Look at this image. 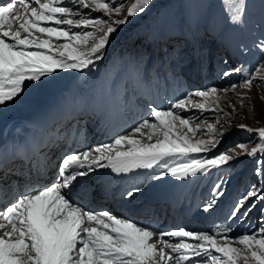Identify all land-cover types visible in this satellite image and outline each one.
<instances>
[{"label": "snow or ice", "instance_id": "snow-or-ice-1", "mask_svg": "<svg viewBox=\"0 0 264 264\" xmlns=\"http://www.w3.org/2000/svg\"><path fill=\"white\" fill-rule=\"evenodd\" d=\"M222 2L232 22L240 23L245 0ZM150 3L134 0L125 8L123 0H7L0 5V106L15 101L26 82H42L57 70L92 71L103 59L113 34ZM93 12H102L103 17L92 16ZM114 15L120 18L114 20ZM257 47L264 54V41ZM234 74L241 76L239 83L196 90L166 110L151 107V119L142 120L131 131L111 142L64 155L58 179L52 183H25L13 202L0 206V264H264V226L235 237L229 235L230 227L221 225L211 231H158L108 210L85 209L71 197L77 178L97 168H108L117 175L159 168L150 179L170 175L186 180L198 174L207 176L247 155L256 161L254 174L261 178V187L252 185L236 201L228 219L242 221L257 204L264 214V127L235 125V119L244 117L233 104L228 105L232 113L222 107L231 97L243 108L251 100L247 93L254 84L264 89V61L251 70L243 65L226 69L220 78L227 80ZM260 99L264 101V94ZM247 106L251 113L253 106ZM193 110L201 115H181ZM205 112L211 113V122L203 117ZM232 127L255 133V143L237 141L214 151ZM47 147L46 141L34 146L31 154L18 152L21 169L28 170L8 168L0 174V181L10 175L30 181L32 172L43 176L48 157L42 149ZM8 186L17 192L21 187L16 181ZM4 187L0 183V191ZM220 189V183L213 186L204 212L215 208L224 195ZM141 191L136 186L125 195L131 198Z\"/></svg>", "mask_w": 264, "mask_h": 264}, {"label": "rangeland", "instance_id": "rangeland-1", "mask_svg": "<svg viewBox=\"0 0 264 264\" xmlns=\"http://www.w3.org/2000/svg\"><path fill=\"white\" fill-rule=\"evenodd\" d=\"M123 2L125 4V8H127L134 2V0H123ZM84 11L88 12L89 10L85 9ZM91 15L94 17H103L102 12H93ZM230 15L231 14L225 8L222 0H151V3L143 12L138 13L134 17H129L128 22L125 25H121L120 30L113 34L114 38L106 47L103 59L96 62V66L93 70H96L98 66L103 64L106 57L110 54H112V57L107 62L110 65L116 64L117 60L120 59L118 57L120 55L119 51L122 50L124 46L132 44L131 42H136L137 47L145 49L148 47L146 44L150 42H154L156 44L159 38L167 41V39L174 40V38L177 37L180 39V46L183 45L187 47L190 44H194L196 50L198 49L199 51L200 49L203 52L199 51L200 58L203 61L206 60V64L203 63L201 65L204 66L202 74L206 79L207 85L212 84V86L224 87L230 82L239 83L241 80V76L239 74H234L227 80H222L220 76L226 69H233L243 65L251 70L254 66H258L262 61H264V54H262L257 47L261 41H264V0H245V10L242 14L240 23L232 22ZM119 18L120 17L115 15L112 17L114 20ZM138 24L139 28H135L134 25L136 26ZM189 29H193L194 31H190ZM127 31H130V35L128 34L129 36L124 39L123 37L126 35ZM188 31L192 35L193 39L196 38V40L189 42L188 45H185V43L188 42L187 38H189L187 35ZM183 34L187 38L183 37ZM118 42L122 43L116 46L115 49V45H117ZM173 43H175V40ZM195 48L191 47V51H184V47H180L179 49L167 48V54H162L161 56L152 58L156 66L160 64L159 77L153 79V81H156L158 86L163 87L165 85L164 72H168L169 75L171 73L173 78L176 79L177 87L190 82V80L186 78L187 75L183 77L184 81H182L181 78L177 77L176 72L177 69H182L184 73L188 74L193 69L195 65L193 63L194 60L192 55H195L196 53ZM145 51L146 50H142V56L139 54L137 58L139 59V62L136 63L137 69L143 67L142 65L147 63L149 52ZM212 56L216 59L214 70L210 69L209 63ZM174 60H180L179 64H176ZM225 61H227V63H225ZM217 64L221 66V69L218 68ZM183 66H189V68L183 69ZM78 73L79 72L74 70H57L52 77L42 78V82H26L24 91L18 98L15 99V101L8 102L6 105L0 106V125L5 119H10L18 114L25 113L23 112L25 107L32 110L39 102L40 104L45 101L47 103H53L50 105L51 107H44V109L39 113L41 115L44 114L43 116L46 115L45 113L49 114V112H60L65 103L71 101V95L73 94V91H71L70 93L72 94H69L67 98L62 100V93L64 92L63 89L70 87V79ZM84 74L86 73L84 72L82 74V78ZM98 76L99 75L93 76V78L98 81H100V79L102 80V76ZM82 78L77 79L75 84L78 85V87L84 88L86 87V84ZM62 84L63 86L59 89L56 96L60 98L59 104L55 103V99H46V97H49V95L56 92L55 88L57 86ZM206 87L209 86H205L204 89ZM194 91L196 90H192L191 92ZM262 94H264V89L258 88L254 84L251 91L247 93V95L251 97V100L245 102V107L241 108L239 103L231 97L222 102V107L224 108V111L232 113V109L228 107V105L233 104L237 108L238 115L244 117V119H235L233 121L235 125L242 123L246 124L250 128L258 129L260 127H264V101L260 99ZM39 98L40 100L37 101ZM248 103H251L253 106V111L251 113L248 110ZM39 110L40 108L35 111V113H38ZM181 115L199 116L201 114L193 110L191 112H182ZM203 117L207 118L209 122L213 119L210 112L203 113ZM26 118L27 113H25L24 117L16 118L14 122L19 119ZM11 123H13V121L9 122L8 125ZM8 125H6L4 130ZM249 140L255 143V133H248L244 130L232 127L229 128L228 135L225 136L223 143L214 151H222L224 147L237 141L247 142ZM213 154L214 153H207L206 155L211 156ZM255 168L256 161L249 158L247 155H242L239 159L231 161L229 165L223 166L220 169H213L207 176L198 174L197 177H190V180L196 185H201L203 190H205V194L210 195H212L213 186L220 183V190L224 192V195L217 200L219 201L226 195L229 186H234L237 181L244 179L246 185L242 184L239 188V192L236 191L235 193H238V195L232 196V201L234 202L229 206L233 207L236 201L243 196L252 185H256L257 188L260 189L261 178L254 174ZM144 175L145 174L143 172L138 173L136 170L130 173L128 178L132 181L142 180L144 182L147 179ZM167 176L171 177L170 175H165L160 180H154V182H157L154 183L153 186L159 185L162 179H165ZM152 180L153 179H149V181ZM169 184L173 185L174 183L168 180L164 182L160 188ZM142 187L143 185L140 188L142 189ZM93 188H95V186ZM142 191L144 192V188ZM156 193L157 192L154 191L153 194ZM126 198V196L123 197L124 200ZM160 199H162V197L153 200L149 199V201L157 202ZM252 199H254V197L249 198L248 202L250 203ZM262 204H264V202H262ZM224 208H214L210 212L220 214L221 217H224L229 215L230 212L223 210ZM260 208L261 204H257V207L253 209L242 221L235 220L238 222V224L235 225L236 232H239L240 234L245 231L253 233L258 232L259 229L264 226V214L261 213ZM130 211L127 210V213ZM200 224L201 223L197 222L196 224L190 225L189 228L198 226L204 228V225ZM180 226V223L173 224L174 229ZM195 229L192 231H196ZM186 230L190 229L186 228ZM206 231L211 230L207 229Z\"/></svg>", "mask_w": 264, "mask_h": 264}, {"label": "bare ground", "instance_id": "bare-ground-1", "mask_svg": "<svg viewBox=\"0 0 264 264\" xmlns=\"http://www.w3.org/2000/svg\"><path fill=\"white\" fill-rule=\"evenodd\" d=\"M129 32L130 31H127L126 34L128 35ZM100 81H101V79H100ZM62 86H63V84H62ZM70 105H71L70 102L65 103V105L62 107L60 112H49V114L45 113L46 114L45 116H43L44 114L43 115L39 114V118L36 119V122L41 120V125L39 126L40 131L43 130L44 125L46 123H48V121L50 122L54 119V117H58L59 114L62 115L63 113L67 112L68 109H66V108ZM105 111L108 112L109 114L112 113L111 108L106 109ZM69 113L71 114L72 110H69ZM23 120H25V119H19L18 121H15V122L13 121V123H11L10 125L7 124L8 126L3 132V135L5 136L6 140H9L12 136H15L16 130L18 128L17 126H19ZM49 170L52 171L53 169H49ZM138 171H140L138 173H142V172L144 173L145 172V170H143V169L138 170ZM145 176L147 177V179H150V176H148L146 174H145ZM124 177H126V181L134 182L137 186L140 185V187H141L143 185V184L141 185V183L143 182L142 180L132 181L131 179L128 178V175H126V174L117 175V174L113 173L108 168H99L93 174L89 172L88 175H86L84 177H78L77 178V181H75L76 191L73 187L71 190V197L78 205L84 207L85 209L95 210V211L108 210V211H111L112 213L116 214L117 216H120V215L127 213L125 211V208L128 207L126 209L128 211H130V210L131 211L127 214L129 216H132L133 218H135L136 219L135 222H137L139 224H143V225L151 227V228H154L155 224L153 222H151V220L146 218V216L144 217V215L146 213H148V211H146V210L151 205H154V203L156 201H149L148 200L146 202L141 203L140 206H136L138 204L134 203V199L135 198L140 199L141 196L145 194L143 191H141L140 193H136V194H134L133 197L126 198L124 200L123 197L126 196L125 194L128 191L132 190V188H128L127 185L123 184ZM176 180H177L176 178H173V177L170 178V181H172V182L176 181ZM83 181L87 182V184L85 187L82 188L81 184L83 183ZM95 182L100 183L99 184L100 189H96L93 193H90V191H89L90 185L92 183H95ZM173 186H174V184L173 185L169 184V185L162 187V189H166L165 190L166 193H171V191H172L171 187H173ZM156 192L157 193L154 194V196L151 198L152 200L162 197L159 190H156ZM141 193H143V194H141ZM132 209H134V210H132ZM195 228H197V227H194V228L188 227L187 229L194 230ZM166 230H175V229L173 228V225H172V227H170V229L167 227L165 229V231Z\"/></svg>", "mask_w": 264, "mask_h": 264}]
</instances>
